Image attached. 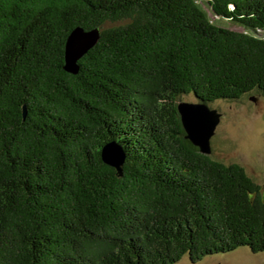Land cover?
<instances>
[{"label": "trees", "instance_id": "trees-1", "mask_svg": "<svg viewBox=\"0 0 264 264\" xmlns=\"http://www.w3.org/2000/svg\"><path fill=\"white\" fill-rule=\"evenodd\" d=\"M77 26L99 38L71 74ZM252 91L264 96V0H0V264L264 251V183L200 153L177 111L189 94ZM110 141L121 177L100 158Z\"/></svg>", "mask_w": 264, "mask_h": 264}, {"label": "rangeland", "instance_id": "rangeland-1", "mask_svg": "<svg viewBox=\"0 0 264 264\" xmlns=\"http://www.w3.org/2000/svg\"><path fill=\"white\" fill-rule=\"evenodd\" d=\"M212 15L202 1L199 2ZM222 23L228 28L240 30L227 21ZM219 24V21L217 20ZM255 97V101L250 98ZM180 100L197 102L193 94L181 97ZM221 112V118L210 138L209 156L225 164L237 163L246 174L261 185L264 183V96L256 91L246 93L238 100H218L208 104ZM175 264H264V251L253 253L246 246L235 250L206 256L198 262L191 263L184 255Z\"/></svg>", "mask_w": 264, "mask_h": 264}, {"label": "water", "instance_id": "water-1", "mask_svg": "<svg viewBox=\"0 0 264 264\" xmlns=\"http://www.w3.org/2000/svg\"><path fill=\"white\" fill-rule=\"evenodd\" d=\"M99 38V29H84L77 26L68 34L64 44L63 69L71 74L78 72V59L90 49ZM255 101V97L250 98ZM177 111L185 132V138L196 146L200 153L211 151L210 138L221 118V112L203 102L179 101ZM103 163L114 168L116 176H122V166L125 162V151L116 141L105 143L100 149Z\"/></svg>", "mask_w": 264, "mask_h": 264}]
</instances>
